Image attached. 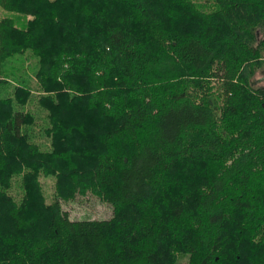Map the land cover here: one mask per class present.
<instances>
[{
	"label": "trees",
	"instance_id": "trees-1",
	"mask_svg": "<svg viewBox=\"0 0 264 264\" xmlns=\"http://www.w3.org/2000/svg\"><path fill=\"white\" fill-rule=\"evenodd\" d=\"M0 9V264H264V0Z\"/></svg>",
	"mask_w": 264,
	"mask_h": 264
},
{
	"label": "rangeland",
	"instance_id": "rangeland-1",
	"mask_svg": "<svg viewBox=\"0 0 264 264\" xmlns=\"http://www.w3.org/2000/svg\"><path fill=\"white\" fill-rule=\"evenodd\" d=\"M21 2V1H19ZM5 14L2 9H0V18ZM258 38H261V34L258 33ZM23 62V66L26 68V73L32 78L33 71L36 70L37 64L36 60L28 56L20 58ZM253 81L255 85H264V69L262 71H257L253 76ZM40 182L44 194L46 195V201L50 199V194L53 190L54 179L53 178H43L40 177ZM61 208L67 214L70 220H102L107 219L111 215L112 208L106 202H103L96 196L87 192L83 195H76L73 200L68 202H61Z\"/></svg>",
	"mask_w": 264,
	"mask_h": 264
}]
</instances>
